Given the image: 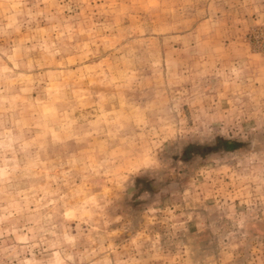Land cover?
Instances as JSON below:
<instances>
[{"label": "clouds", "instance_id": "obj_1", "mask_svg": "<svg viewBox=\"0 0 264 264\" xmlns=\"http://www.w3.org/2000/svg\"><path fill=\"white\" fill-rule=\"evenodd\" d=\"M0 264H264V0H0Z\"/></svg>", "mask_w": 264, "mask_h": 264}, {"label": "rangeland", "instance_id": "obj_2", "mask_svg": "<svg viewBox=\"0 0 264 264\" xmlns=\"http://www.w3.org/2000/svg\"><path fill=\"white\" fill-rule=\"evenodd\" d=\"M227 134H216L204 142L188 144L182 149L181 159L188 162L193 155L207 158L217 152L235 151L240 146V141L233 138L234 133L227 131Z\"/></svg>", "mask_w": 264, "mask_h": 264}]
</instances>
